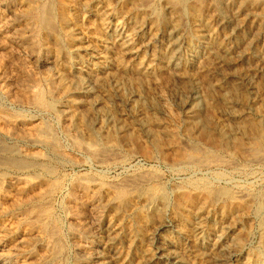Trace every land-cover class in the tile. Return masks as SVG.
<instances>
[{
  "label": "bare ground",
  "instance_id": "6f19581e",
  "mask_svg": "<svg viewBox=\"0 0 264 264\" xmlns=\"http://www.w3.org/2000/svg\"><path fill=\"white\" fill-rule=\"evenodd\" d=\"M81 1L82 3L80 1L78 3L80 17L94 16L99 30L96 38L91 39L73 22H69L68 25L64 23L69 32L65 38L67 46L61 60L59 61V57L56 56L57 51L53 54L49 52L47 43L41 46L39 57L38 53H32L33 51L31 57L36 59L35 67L36 69L40 67L44 72L48 84L53 88L55 86L54 90H57L56 87L59 85L62 86V92L58 91L61 94L56 101L53 115L63 127L61 133L67 137L69 144L77 145L79 152L91 158L93 170L103 166L105 159L102 161L99 154L107 151L116 153L119 150L116 146H108L106 141L109 137L106 135L111 132L119 137L127 134L128 127L122 123L121 116L127 114L137 123L141 121V111H136L133 107L140 104L141 94L136 80L125 78V62L134 68L136 77L143 78L142 80L152 81L156 70H168L176 79L180 78L178 69L186 67L193 69L200 66L209 56L214 55L213 53L217 55L236 51L239 42L243 47L247 45L248 36L241 34L242 25L238 22V17L240 14L244 16L245 9L249 7L241 9V0H204L207 4L204 14L194 18L189 26L183 21L186 16V0ZM31 3L25 2V8ZM119 4L123 6V10L117 9ZM90 5L92 8H88ZM256 6L264 9V0ZM42 8V5L34 7L28 17L29 20L26 19L25 22L21 17L18 21L23 25L22 34L30 40L44 16ZM208 19H211L210 24L207 22ZM42 24L45 25L46 22L44 24L43 21ZM10 27H13V23ZM252 32L250 30L249 34ZM259 36L264 39V26ZM46 37L54 41L52 42L55 50L60 49L57 48L60 43H57L53 34H46ZM243 50L236 51L235 56L238 57ZM242 54L240 58L245 55L253 56L259 61L251 72L247 69L241 75V81L247 91L253 93L256 85L255 83L253 85L254 70L264 66V49L256 53L250 49L243 51ZM216 61L220 62L217 58ZM215 86L219 90L222 89L219 83H215ZM174 88L171 87L170 91L173 95L171 98L173 107L177 108L186 120L194 119L202 100L200 89L194 84H187V87L181 90ZM28 89L35 99L37 96L36 105L30 104L36 107L42 101L41 93L39 96L35 95L36 90L33 86ZM156 95L159 102H155V95L151 96L149 109L153 111L157 105L169 115L172 107L167 103L165 96L159 89H156ZM233 112L227 110L223 112V116L233 119L242 115V112ZM79 118L83 121L79 122ZM29 125L28 132L32 136L31 150H9L10 148L6 149L0 144V198L4 200L5 205H9L7 211L0 206V217L6 214L4 217H8L10 222L8 226L0 225V264H115L113 246L117 234L122 232H126V247L138 245L137 255L141 264H195L196 258L203 259L205 264H264V193L258 196L252 188L260 186L258 178L263 175L261 172L264 169L263 156L255 157L254 154L255 156L246 159L244 164L237 161L227 167L229 171L239 172L246 168L256 169L253 179L257 181L249 180L252 183L249 188L248 185H242L246 183L245 181H239L241 184H238L233 178L224 182L232 187L231 200L242 204L241 213L233 211L226 213L222 206L224 203L220 206L223 197L217 193L212 195L218 189L208 181L209 185L203 184L201 187V190L207 193V202L203 206L190 208L185 218L175 214L174 206L169 204L170 195L166 193L144 195L146 197L133 194L132 200L131 196L129 200L135 204L130 205L132 207H124L126 210L123 209L121 212L122 208L120 204L118 205L120 202L114 197L123 194L121 192L124 190L117 186L123 183L121 180L106 184L102 180L86 179L82 176L77 178L79 179L77 182L70 183L68 195L72 193L73 197L70 198L72 203L61 210L63 217L58 219L52 214L57 191L51 185L50 179L54 182L55 178L47 161L49 155H56L60 145L54 134L40 126L37 119H31ZM235 132L231 131L228 134L231 136ZM99 138L106 140L104 149ZM34 148L45 149L49 155L33 151ZM239 159L243 162L245 158L240 155ZM195 160L193 156L185 157L184 160L171 165L170 169L182 173L185 169L193 167L197 162ZM211 162L201 165L194 174L202 173L205 179L209 173L223 168L215 165L218 159L213 165ZM130 179L128 186L140 191L143 180L139 181L135 177ZM41 181L46 184L42 190L37 188ZM155 184L159 183L152 182V185ZM180 186L170 187V194L181 193L183 189ZM85 192L87 197L83 209L87 215L84 217L74 207L77 205L75 197L85 195ZM100 194L101 200L97 197ZM136 206L143 217L140 226L131 223ZM60 219L74 229L68 230L67 234V241L70 242L73 252L72 258L66 254L63 238L58 231ZM122 220H126V228L121 227ZM19 228H23L24 231L20 232ZM138 231L141 238L139 244ZM10 239L14 241L10 242ZM35 250L40 253L37 258L32 256Z\"/></svg>",
  "mask_w": 264,
  "mask_h": 264
},
{
  "label": "rangeland",
  "instance_id": "374dc122",
  "mask_svg": "<svg viewBox=\"0 0 264 264\" xmlns=\"http://www.w3.org/2000/svg\"><path fill=\"white\" fill-rule=\"evenodd\" d=\"M27 1L32 3L25 8L24 3ZM79 1L82 3L81 0H0V144L2 146L4 145L6 149L10 148L9 150H31L32 136L28 132L30 127L29 121L31 119H37L40 126L47 128L54 134L60 145L59 152L57 151L56 155H49V152L45 151V149L42 150V148L33 149V151H38L40 154L44 153L49 155L47 163L52 167L53 175H51L55 178L54 182L50 179L52 182V184L51 182L50 184L57 191L55 196L57 198H55V203L53 202L54 210L52 214L56 218L62 219L63 211L61 210L72 203L70 202V198L73 197L71 196L72 193L70 192V195H68L71 184L77 182V180H79L77 178H81L82 176V178L86 179H99L106 184L121 180L123 183L117 186L124 190L121 192L123 194H118L119 196L114 195L120 202L118 205L120 204V208H122L120 210L121 212L126 210L124 207H132L135 204L133 201H131L132 203L130 202L133 194L139 197H146L156 193H166V195H170L169 204L174 206L175 214L181 218H185L186 212L189 211L190 208L193 209L197 205L203 206V204L207 202V193L203 192L201 187L203 184L209 185L208 182H211L212 186L218 189V191L215 193L213 192L212 195L217 193L223 197L220 206L224 203L222 206H224L226 213L229 211L238 213L242 211V204L231 200L233 196L232 187L226 183L224 184V182L233 178L238 184H241L239 181H245L246 183H242V185H248L247 188H249L252 186L250 181H257L253 179L255 177L254 172H256L255 168H246L240 170V172L238 170H236L237 172L233 170V172L229 171L227 167L228 165L231 166V163L237 161L240 164H244L246 162L245 160L253 158L255 156L254 154H256L255 157H257V155L258 157H264V66L258 69L259 71L257 69H255L256 71L254 70L253 85H256L254 86L253 93H251L247 91L246 86L241 81V75L247 69L251 72L259 61L253 56L245 55L240 58V55H243V51L246 52L252 49L256 53L264 49V39L259 36L264 26V9H260L256 6L261 0H241L242 5L240 8H249H247V10L245 9L246 14L244 16L241 14L239 15L238 22L242 25L241 34L247 35L248 40L245 47H243L242 43H238L239 48H237L236 51L245 49L239 53L238 57L235 56L236 51L234 50L233 52L228 51L225 54L216 55L213 53L214 55L209 56L204 61V64L202 63L200 66L193 69L189 67L178 69L177 72L178 74L180 73V78H173L171 75L172 73L168 70H156L152 81L147 79L142 80L143 78L136 77L134 68L129 67L125 62V78L132 81L136 80L141 94L139 100L140 104L138 103V105L133 106L136 111H141V121L137 123L131 115L125 114V116H121V118L123 117L122 123L126 124L128 127L126 131L127 134L119 137L111 132L106 135L107 138L109 137V140L107 139L108 142L103 138H99L102 149H104L106 145L104 142L106 141V143L109 144L108 146H116L119 150L116 152L117 155L110 151L99 154V158L102 159V161L103 159L105 160L103 161V166L98 167L99 169L96 168L97 170L92 169L90 163L91 158L79 152V147H77V145L69 144L67 137H64V134L61 133L63 127L60 126L61 124H59L54 117L53 110L61 94L58 91L61 90L60 92H62V86L59 85L56 87L58 89L54 90L55 86L53 88L51 84H48L44 72L40 67H37V69L35 67V63L37 64L36 59L31 57L32 51V53H38L41 46L47 43L49 52L53 54L57 51L56 56L59 57L60 61L67 46L65 38L69 31L68 29L66 30L65 25H68L69 22H73L75 26L80 28L82 32L91 39L96 38L99 34L96 20L92 15L80 17ZM89 1L91 0H85V2ZM174 2L176 1L174 0ZM185 4L186 16L183 21L186 26H189L194 18L204 14V9L207 8V4L204 0H186ZM41 5L43 6L42 10L44 16H42L43 18H41L40 21L41 24L39 23V28L35 30V34L32 36L31 41L30 38L28 39L22 34L23 25L18 21L21 17L24 18L23 20L25 22L29 20L28 17L34 7ZM88 8H92L91 5ZM122 8L123 6L121 4L117 7L118 10H123ZM43 21L44 24L46 22L45 25L42 24ZM207 22L210 24L211 19H208ZM12 23L13 27L11 28L10 25ZM64 23L65 25H63ZM250 30L251 32L253 31L252 34H249ZM46 34H53L55 36L57 43H60V46L57 48L60 49L55 50L53 48L54 41L52 39H47ZM38 55L39 53L37 56ZM216 58L220 62H217ZM210 66L215 68V70ZM58 67L61 68L60 64H58ZM217 69L220 71L218 72ZM166 71L171 78L166 74ZM164 74L165 76H163ZM215 83H219L222 89L219 90V88L215 86ZM187 84H194L202 93V100L197 114L194 119L189 121L183 117L177 108L173 107L171 102L173 95L170 92L171 87H175L174 89L176 90H181L187 87ZM30 86L35 87V95L39 96L41 93L40 99H42V101L39 102L36 107L30 106V104L34 103L36 105L37 103V96L35 99L33 93L29 92L28 87ZM156 89H159L163 93L167 103L172 107L169 115L165 114L157 105H155L154 112L149 109L148 106L151 96L155 95L157 98ZM156 98L155 102H159L158 98ZM227 110L231 112L234 111L233 113L239 111L242 112V115L233 119L228 118L223 116V112ZM82 121L83 119L79 118V122ZM231 131L236 132L229 136L228 133ZM238 152L240 154H238ZM110 154L115 155L112 156ZM120 155H122L123 158ZM191 155L194 160L196 157V166L194 165L189 169H185L182 173L170 169L174 164L184 160L185 157H192ZM240 155L243 159L245 158L243 162L239 159ZM116 158L118 160H116ZM217 159L218 163H216ZM210 161H212V165L216 163L215 165H219V167H223L227 170L224 171L223 168V170H216L214 173H209L206 178L204 177L205 179H203L202 173L194 174L196 170L198 171V169H200L199 167H201V165H206L207 162L210 164ZM199 162H201V164H199ZM197 164L199 165L197 166ZM223 164L225 166H223ZM261 172L263 175H261L260 179L258 178V184L260 183V186H252L255 194L257 193L258 196L264 193V169H262ZM135 174L136 176H134ZM132 177L138 178L139 181L143 180L141 181L143 182V187L140 188V191L136 190L135 187L134 189L128 186L130 184V178ZM144 178L146 180H144ZM55 181H58L57 184L60 185L58 186ZM152 182L159 184L152 185ZM45 185V182L41 181L37 188L42 190L46 187ZM54 185L57 186L58 189ZM149 185L151 186L148 187ZM173 185H181L180 187L183 189L182 192L179 194H170V187L172 188ZM160 186L163 189L159 188ZM60 192L61 194H59ZM75 196H77V194ZM86 197V192L85 195L75 197V203H77V205L75 204L76 207H74V209H76V211L78 210L77 212L84 217L87 215V212L83 209ZM97 197L100 200L102 199L101 194ZM129 197L131 198L130 200ZM78 198L79 200H77ZM124 203H126V205ZM127 203L129 205H127ZM78 205L79 207H77ZM0 206L7 211L9 205H5L4 200L0 198ZM137 210L138 208L136 206L131 217V223L140 226L143 217L140 209ZM5 215L2 216L3 220L2 217H0V225L2 224L3 227L10 224L9 218L4 217ZM61 219L58 231L63 238L66 254L72 258L73 252L70 242L67 241V234L68 230L72 229V231H74V229L70 228V226ZM125 221L126 220H122V222H120L121 227L126 228ZM6 223L7 225H5ZM19 229L21 230L20 232L24 231L23 228ZM117 236L113 246L116 256L115 264H141L140 258H138L137 255L138 245L135 246L132 244L130 248L126 247V232L118 233ZM137 237V242L139 244L141 239L139 237V231ZM11 241H14V239H10V242ZM36 251L37 250L32 252V256L35 258L40 254ZM195 264L205 263L203 259L200 260L196 258Z\"/></svg>",
  "mask_w": 264,
  "mask_h": 264
}]
</instances>
